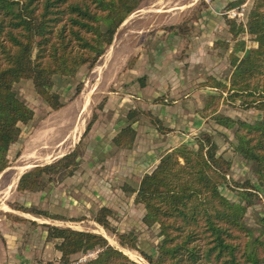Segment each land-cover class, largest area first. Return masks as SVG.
<instances>
[{"label":"trees","instance_id":"obj_1","mask_svg":"<svg viewBox=\"0 0 264 264\" xmlns=\"http://www.w3.org/2000/svg\"><path fill=\"white\" fill-rule=\"evenodd\" d=\"M140 2L0 0V172L7 167V151L18 139L21 125L34 116V111L18 98L13 85L21 79H30L36 93L51 109L61 108L64 105L61 97L53 90L54 75L73 77L82 66H93L111 44L116 29ZM227 23L233 38L247 33L256 46L246 49L244 40L237 42L234 51L243 55L232 56L234 69L228 84L210 77L204 86L226 92L227 99H238L244 107L254 106L263 115L249 123L216 114L219 97L213 94L209 95L201 115L234 130V151L252 164L258 184L264 185V0L254 1L246 26L236 25L233 20ZM79 91L80 86L75 94ZM136 112L129 111V123L113 137L116 147L129 148L133 144L135 130L131 123L135 119L131 118ZM150 114L146 112L151 118ZM152 122L161 133L170 130L156 116H152ZM196 143V147L180 144L163 153L133 190L135 202L145 209L143 222L157 224L162 237L155 257L144 252L141 255L150 264H264V242L258 237L251 240L252 233L244 221L247 207L252 204L253 194L249 190L253 185L244 182L240 186V200L245 204L231 201L222 191L230 161L218 153L209 131L200 132ZM77 157L76 151L71 150L51 164L23 173L17 189L39 190L45 174L63 169L71 175ZM110 213V208L101 207L94 220L109 228ZM45 226L48 238L60 240L56 248L63 262L70 255L97 248V257L86 264H139L108 244L100 234ZM112 232L122 247L137 249L132 233Z\"/></svg>","mask_w":264,"mask_h":264},{"label":"rangeland","instance_id":"obj_2","mask_svg":"<svg viewBox=\"0 0 264 264\" xmlns=\"http://www.w3.org/2000/svg\"><path fill=\"white\" fill-rule=\"evenodd\" d=\"M236 1L239 0H141L136 10L116 29L111 44L105 48L101 58L99 57L93 66H82L73 77L54 75L53 90L60 95L64 104L57 110L51 109L42 100L30 79H21L13 85L18 98L34 111V116L30 122L21 125L18 139L10 144L7 151V167L0 172V264H51L57 261L68 264L81 257H85L83 264H86L97 257L99 249L95 248L70 255L68 260L63 262L60 259L61 253L56 248L60 240L48 238L46 224L100 234L105 239L107 238L108 244L124 254H126L124 249L131 250V256L126 254L131 260L139 264H150L140 252L148 256H156L157 246L162 238L159 226L157 224L146 225L143 222L144 206L136 203L135 194L130 192L134 189L132 186L137 184L136 179L129 177L130 183H126L123 181L126 178L125 174L119 173L120 178L115 180L113 176L116 171L112 170L113 166L110 165V161L102 163L100 167L94 165L89 170L92 173L91 178L100 175L99 177L104 179L107 191L103 192L97 188V181L93 187H90L88 193H86L87 190L76 192L71 188L73 180L61 183L68 176V170L64 169L55 174H45L43 185L39 190H18V180L23 173L37 166L51 164L71 150H75L79 156L84 153L88 154L85 159L81 157L80 161L77 159L76 166L71 171L72 174L79 172L83 163L90 160L91 153L95 151H90L85 141H80L77 148L73 147V142L76 139L113 140L118 131L129 123V111H137L131 119L137 121L141 116L146 117L148 123L158 130L156 124L152 122V116L158 117V115L149 112L151 113L150 118L146 115L148 111L127 109L126 106L134 104L135 93L141 91L139 88L145 85L149 77L143 66L138 65L139 58L146 54L143 58L150 60L151 53L157 50L152 46L162 41H170L173 44L172 49L165 47L159 49L163 53L168 51L169 57L176 59L173 62L177 71L186 75L188 82L185 84L189 86L185 85L187 89L185 91L191 93L189 96L191 106L194 107V102H197V97L194 96L200 94L203 97L199 111L202 118L210 119L212 124L217 125L212 117L201 115V110L209 95L213 94L219 97L215 103L216 114L249 123L260 120L263 115L261 110L254 106L244 107L238 99H227L226 92L211 86H204L208 84L210 77L228 84L234 69L231 64L232 56L241 57L243 55V52L234 51L237 42L244 40L246 49L256 46L249 34L242 33L233 38L229 32L227 20H233L236 25L246 26L248 13L255 0H243L236 6H230ZM196 41L205 47L203 51L206 54L199 55L196 49L197 58L193 56L192 59L185 60L191 47L190 44ZM161 57L163 59V55ZM161 63H166V61ZM167 82L171 84L169 80ZM78 86H80V91L76 95L75 91ZM160 92L150 101L163 105L169 104L171 99L166 97L165 93L160 95ZM115 101V106L124 102L123 108L126 110L125 116L123 115L126 122L121 127L114 126L109 117L110 110L108 112L104 109L110 108L108 105ZM160 120L163 126L170 128L163 123L162 119ZM87 124L90 125L86 130ZM175 128L171 127L169 131L176 130ZM224 129L216 134L209 131L213 141L219 140V137L222 138L220 143L222 142L223 151L219 152L218 148V153L230 161L226 174L227 182L222 190L223 194L231 201L245 204L243 199L240 200L239 191L242 190L240 186L244 182H250L253 185L249 190L253 194L252 204L247 207L244 221L252 233L251 240L258 237L264 242V185L258 184L252 164L234 151L232 146L235 142L234 130ZM202 131L196 133L195 141ZM116 148L112 149L118 150ZM165 152L168 151L162 152L160 156ZM97 156L100 157L98 154ZM99 159L104 160V158ZM75 179L82 180L78 176ZM122 186L129 190L124 189L125 193L122 194ZM119 187L120 190H118ZM101 207H108L111 210L107 217L109 228H104L94 220ZM34 211L41 212V214ZM42 212L48 216L43 215ZM49 216L62 218L52 219ZM48 218L53 223H43L44 219ZM112 231L132 233L137 242V249L122 247ZM44 232H46L45 238L39 240L38 235ZM47 241L53 243L52 247L58 257L46 255L43 257L38 251L26 255V252L20 250V248L30 250V247H33L42 253L41 248L34 246L41 247Z\"/></svg>","mask_w":264,"mask_h":264},{"label":"crops","instance_id":"obj_3","mask_svg":"<svg viewBox=\"0 0 264 264\" xmlns=\"http://www.w3.org/2000/svg\"><path fill=\"white\" fill-rule=\"evenodd\" d=\"M200 44L201 43L199 41L190 44L191 47L187 52L188 55L185 57V60H190V58L192 59L193 56L194 58H197V52H199V55L202 53L206 54V52L203 51L205 47L201 46ZM172 45L173 44L170 41H162L155 46H152V48L154 47L157 50L156 52L151 53V61L147 60V58H143L146 54L141 55L142 58H139L138 65L143 66L145 73L149 77L145 85L139 88L141 91L135 93L134 104L126 107H128L127 109L134 108L154 113L155 115H158L160 119H162L163 123L166 126L170 128L176 127V130H172L167 133H160L157 129H155L154 126H151L150 123H148L146 117L141 116L137 121H135V123H132V127L136 131V135L134 144L129 148L118 149L114 146L112 140H75L73 142L74 148H77L79 146L80 141H85L88 145V149L90 151H95V153H91L92 157L89 158L90 160H86V162L83 163L82 169L78 170L79 172L76 171L73 174L66 176V178H64V181H61V183H65L66 181L71 179L70 181L73 180L71 182L73 183L71 185V188H73V190H75L76 192L87 190L86 193H88L90 187H93L95 181H97V188H99L101 192L107 191V187L104 184V179L99 177L100 175H96V178H91L92 173L89 170L94 165L95 167H100L102 163L110 161V165L113 166L112 170L116 171L114 172L113 176L115 180L120 178L119 173L125 174L126 178L123 177V181H126V183H130L129 177H133V179H136L137 182V184L135 183L134 186H132L134 188L133 190H135L138 187L139 178H141V176H143L145 173L151 171V169L158 162L160 154L162 152L170 151L180 144H188L192 147H196L197 144L194 138L196 136V133L199 131L207 130L212 134L223 131L222 129L224 128L214 125L212 124L210 119L202 118L200 116L199 111L203 103V97H201L200 94L198 96H194V93L192 94L194 97H197V102H194V107L191 106V100L189 98L191 93L189 94V91H185L187 90L186 87L189 86V84L188 86L185 84L188 82V79H186V75H184L183 73L181 74L177 71L178 69L173 62L176 61V59L169 57L168 51L166 53H163L159 49H164V47L172 49ZM196 49L197 52L195 54ZM161 55H163V59ZM162 61H166V63L162 64ZM168 80L171 84H168ZM152 81L154 83H152ZM158 92H160V95L165 93V96L171 99L170 103L163 105L161 103L151 102L150 100L152 98H155L156 95H158ZM115 103L116 101L113 104L108 105L110 106V108L104 109L108 110V112L110 110L111 114H109V117L111 122L114 123V126L121 127L126 122V120L123 118V115L125 116L126 113V110H124L123 108L124 102H120L118 106H115ZM121 114L122 116H120ZM218 139L219 140L214 141L219 146V152H222V142L220 143V140H222V138L219 137ZM228 139L231 138L228 137ZM112 148H116L118 150H114ZM109 151L111 152L109 153ZM97 154L100 155L99 158H104V160L101 161L98 158ZM86 155L88 154L84 153V155H78L77 159L79 160L80 157L82 159H85ZM77 176L82 180L77 181L75 179ZM124 189L125 188H123L122 186V194L125 193L123 191ZM118 190H120V187ZM125 190L128 191L129 189ZM133 190L130 191L131 194H135ZM68 197L72 200L70 195H68ZM66 214L69 215L68 213ZM43 223L53 222L50 220V218H48L44 219ZM45 236L46 232L38 235V239H44ZM52 245L53 243L51 241H47L45 245L42 244L41 247L34 246L41 248L42 253L40 252V250H35V248L33 247H30V250L26 248H20V250L26 252V255H30V253L33 254V251H38L39 254L43 257L45 255L49 257H58V254L54 250Z\"/></svg>","mask_w":264,"mask_h":264},{"label":"bare ground","instance_id":"obj_4","mask_svg":"<svg viewBox=\"0 0 264 264\" xmlns=\"http://www.w3.org/2000/svg\"><path fill=\"white\" fill-rule=\"evenodd\" d=\"M112 45H113V44H112ZM116 49H117V48H116ZM107 53H108V52H107ZM107 53H106V54H107ZM106 54H105V55H106ZM108 56H109V55H108ZM100 58H101V57H100ZM104 59H106V58H104ZM98 62H99V61H98ZM98 64H99V63H98ZM101 65H102V64H101ZM97 66H98V65H97ZM99 67H100V66H99ZM94 70H95V69H94ZM97 70H99V69H97ZM103 72H104V71H103ZM101 76H102V75H101ZM99 77H100V76H99ZM99 79H100V78H99ZM92 89H93V88H92ZM84 91H85V90H84ZM86 92H87V91H86ZM83 94H85V93H83ZM86 94H87V93H86ZM86 94H85V95H86ZM81 96H82V95H81ZM89 98H90V97H89ZM82 101H83V100H82ZM85 101H86V99H85ZM85 101H84V102H85ZM88 102H89V101H88ZM84 106H85V105H84ZM87 108H88V107H87ZM85 112H86V111H85ZM85 112H84V113H85ZM84 113H83V114H84ZM83 122H84V121H83ZM79 127H80V126H79ZM80 128H81V127H80ZM76 140H77V139H76ZM62 141H63V140H62ZM70 141H71V139H70ZM71 142H72V141H71ZM56 144H57V143H56ZM59 144H60V143H59ZM69 144H70V143H69ZM59 146H60V145H59ZM71 146H72V145H71ZM43 147H44V146H43ZM43 147H42V148H43ZM66 147H67V146H66ZM48 148H50V147H48ZM63 148H64V147H63ZM59 149H60V148H59ZM64 149H65V148H64ZM65 150H66V149H65ZM63 153H64V152H63ZM34 154H35V153H34ZM55 155H56V154H55ZM32 156H33V155H32ZM37 156H38V155H37ZM42 156H43V155H42ZM39 157H40V156H39ZM58 157H59V156H58ZM29 158H30V157H29ZM37 158H38V157H37ZM49 158H50V157H49ZM31 159H32V158H31ZM47 161H48V160H47ZM47 161H46V162H47ZM29 162H30V161H29ZM42 164H43V163H42ZM18 169H19V168H18ZM20 169H21V168H20ZM20 169H19V170H20ZM18 172H19V171H18ZM15 174H16V173H15ZM19 175H20V174H19ZM13 178H14V177H13ZM14 179H15V178H14ZM11 184H12V182H11ZM7 208H8V207H7ZM8 209H9V208H8ZM2 210H3V209H2ZM10 210H11V209H10ZM106 239H107V238H106ZM113 242H114V241H113ZM123 251H124L127 255L131 256V252H130L131 250L128 251V250L124 249ZM143 263H144V262H143Z\"/></svg>","mask_w":264,"mask_h":264},{"label":"built area","instance_id":"obj_5","mask_svg":"<svg viewBox=\"0 0 264 264\" xmlns=\"http://www.w3.org/2000/svg\"><path fill=\"white\" fill-rule=\"evenodd\" d=\"M83 261H85V257H81L78 260L70 262L68 264H83L84 263ZM51 264H63V263L57 261V262H54V263H51Z\"/></svg>","mask_w":264,"mask_h":264},{"label":"water","instance_id":"obj_6","mask_svg":"<svg viewBox=\"0 0 264 264\" xmlns=\"http://www.w3.org/2000/svg\"><path fill=\"white\" fill-rule=\"evenodd\" d=\"M220 189H221V187H220Z\"/></svg>","mask_w":264,"mask_h":264}]
</instances>
